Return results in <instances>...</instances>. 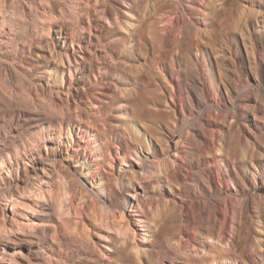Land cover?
<instances>
[{
    "label": "rangeland",
    "instance_id": "374dc122",
    "mask_svg": "<svg viewBox=\"0 0 264 264\" xmlns=\"http://www.w3.org/2000/svg\"><path fill=\"white\" fill-rule=\"evenodd\" d=\"M82 1H0V163L52 173L18 264H264V0ZM18 163L2 198L37 179Z\"/></svg>",
    "mask_w": 264,
    "mask_h": 264
},
{
    "label": "bare ground",
    "instance_id": "6f19581e",
    "mask_svg": "<svg viewBox=\"0 0 264 264\" xmlns=\"http://www.w3.org/2000/svg\"><path fill=\"white\" fill-rule=\"evenodd\" d=\"M1 1V0H0ZM5 1V0H4ZM13 1H16V0H12V2ZM43 1V0H42ZM10 2V1H9ZM38 2V1H37ZM78 2V1H77ZM84 3L85 1H82L81 0V3ZM1 3V2H0ZM18 3H19V1H18ZM29 3V2H28ZM74 3H75V0H74ZM79 3H80V1H79ZM87 3V2H86ZM4 4H6V3H4ZM3 4V5H4ZM9 4H11V3H9ZM9 4H7V5H9ZM24 4H25V2H24ZM27 4V3H26ZM25 4V5H26ZM39 4V3H38ZM89 4V3H88ZM2 5V4H1ZM41 5H43V4H41ZM48 5V4H47ZM95 5V4H94ZM94 5L93 4H89V8H94ZM5 6V5H4ZM12 6V5H11ZM27 6V5H26ZM9 7V6H8ZM13 7V6H12ZM20 7V6H19ZM28 7V6H27ZM35 9H37V6L36 5H34L33 6ZM42 7V6H41ZM43 7H45L44 5H43ZM42 7V8H43ZM49 7H50V5H49ZM87 7V8H88ZM96 7V6H95ZM0 11H3V9H2V7L0 6ZM41 8V9H42ZM14 9V8H13ZM51 9V8H50ZM62 9V8H61ZM54 10V9H53ZM50 11H52V9L50 10ZM96 11H97V9H96ZM14 12H15V10H14ZM13 12V13H14ZM21 12V11H20ZM44 12V11H43ZM53 12V11H52ZM27 13V12H26ZM42 13V12H41ZM46 13V12H45ZM4 15L5 14H7V11H6V13H3ZM23 14H24V12H23ZM31 14V13H30ZM42 14H44V13H42ZM2 15V14H1ZM49 15H50V13H49ZM48 15V16H49ZM62 15V14H61ZM44 16L46 17V15L44 14ZM63 16V15H62ZM61 16V17H62ZM34 17H35V15H34ZM50 17V16H49ZM48 17V18H49ZM54 17V16H53ZM51 18V17H50ZM12 19H14V18H12ZM44 19V18H43ZM53 19H56V17L55 18H53ZM52 19V20H53ZM27 20V19H26ZM50 20V19H49ZM59 20V19H58ZM58 20H57V22H58ZM9 21V20H8ZM8 21H6V22H8ZM35 21H36V19H35ZM61 21V20H60ZM1 22H2V19H1ZM45 22V21H44ZM54 22H55V20H54ZM56 22V23H57ZM4 23V22H3ZM2 24V23H1ZM19 24V23H18ZM21 24V23H20ZM38 24V23H37ZM36 24V25H37ZM70 24V23H69ZM68 24V25H69ZM13 25V24H12ZM71 25V24H70ZM73 25V24H72ZM86 25V24H85ZM8 26V25H7ZM3 27V26H2ZM13 27H15V25L13 26ZM40 27V26H39ZM38 27V28H39ZM77 27H79V26H77ZM86 27V26H85ZM85 27H83V28H85ZM87 27H89V26H87ZM86 27V28H87ZM6 28V27H5ZM75 28V27H74ZM81 28H82V26H81ZM81 28H79V29H81ZM13 29V28H12ZM36 29H37V27H36ZM71 29V28H70ZM73 29V28H72ZM2 30H3V28H2ZM14 30V29H13ZM52 30V25L50 24V23H43L42 25H41V32L42 33H47V34H50V31ZM57 30V29H56ZM59 30V29H58ZM75 30V29H74ZM53 31V30H52ZM77 31V30H76ZM6 32V31H5ZM13 32V31H12ZM56 32H58V31H56ZM74 32V31H73ZM82 32H83V30H82ZM91 32V31H90ZM70 33H72V32H70ZM76 33V32H75ZM28 34V33H27ZM27 34H26V36H27ZM88 34H90V33H88ZM72 35H74V34H72ZM76 35V34H75ZM57 36V35H56ZM77 36V35H76ZM21 37V36H20ZM48 37V36H47ZM73 38L75 37V36H72ZM42 38V37H41ZM70 38V37H69ZM83 38V37H82ZM7 39V38H6ZM26 39V38H25ZM59 40V39H58ZM67 40V39H66ZM72 40V39H71ZM42 41V40H41ZM77 42V41H76ZM1 43V42H0ZM3 44V43H2ZM8 44V43H7ZM17 44V43H16ZM53 44V43H52ZM8 45H10V44H8ZM43 45V44H42ZM54 45V44H53ZM39 46V45H38ZM30 45H29V50H30ZM35 47V46H34ZM45 47V46H44ZM14 48V47H13ZM12 48V49H13ZM43 48V47H42ZM52 48H55V46L53 47L52 46ZM245 48V47H244ZM11 49V50H12ZM18 49V48H17ZM16 49V50H17ZM15 50V49H14ZM48 50H49V48H48ZM30 52V51H29ZM28 52V53H29ZM37 52V51H36ZM8 53V52H7ZM21 53V52H20ZM23 53V52H22ZM52 53V52H51ZM12 54H13V51H12ZM15 54H16V56H17V53L15 52ZM33 54V53H32ZM43 54V53H42ZM57 54V53H56ZM14 55V54H13ZM28 55H30V54H28ZM41 55V54H40ZM39 55V56H40ZM50 55V54H49ZM55 55V54H54ZM51 56H52V54H51ZM24 57V56H23ZM52 57H54V56H52ZM41 58V57H40ZM46 59V58H45ZM59 60V59H58ZM61 60H62V58H61ZM60 60V61H61ZM54 61V60H53ZM38 62V61H37ZM62 62V61H61ZM85 63V62H84ZM38 64V63H37ZM59 64V63H58ZM87 64V63H86ZM41 66V65H40ZM51 66H53V65H51ZM56 66V65H55ZM58 66V65H57ZM83 66V65H82ZM85 68V67H84ZM92 68V67H91ZM30 69V68H29ZM25 70V69H24ZM53 70V69H52ZM2 71H4V69H2ZM12 71V70H11ZM8 72V71H7ZM9 73V72H8ZM36 73H38V72H36ZM51 73V72H50ZM54 73V72H53ZM58 74V73H57ZM81 74H82V72H81ZM38 76V75H37ZM15 85V84H14ZM5 88H8V87H5ZM30 88H31V86H30ZM36 89V92L38 91L37 90V88H35ZM28 90V89H27ZM2 91V90H1ZM7 91H8V89H7ZM34 91V90H33ZM36 92H35V94H36ZM38 93V92H37ZM40 93V92H39ZM261 94H262V92H260ZM14 94V93H13ZM27 94H29V93H27ZM41 94V93H40ZM74 94V93H73ZM5 95V94H4ZM264 95V94H263ZM3 96V95H2ZM1 96V102H4V101H6V102H9V103H11L12 101H11V99H9L8 97H6V96H3L2 97ZM36 96V95H35ZM39 96H41V95H39ZM17 97V96H16ZM32 97V96H31ZM38 97V96H37ZM5 99V100H3L2 101V99ZM55 98H57V97H55ZM24 99V98H23ZM33 99H34V97H33ZM39 99V98H38ZM41 99V98H40ZM24 100H26V99H24ZM61 100H63V99H61ZM75 100V99H74ZM38 101H40V100H38ZM51 101V100H50ZM25 103H26V101H24ZM30 102V101H29ZM28 102V103H29ZM42 101H40V103H41ZM9 103H8V105H9ZM19 103V102H18ZM31 103V102H30ZM33 103V102H32ZM32 103H31V106H32ZM51 102H49V104H50ZM64 103V102H63ZM66 107H64V109L67 111V113H68V117L70 118L71 116H74L75 115V117H76V120H75V123H77V125L78 126H80V125H83V127H85L87 130H89V131H91V132H98L99 130H100V128H99V126H98V124H97V122H96V119L95 118H93V117H91V116H89V115H86V116H84V114L82 113V112H76V110H78V109H76V110H74L73 108H72V105H73V103L72 102H70V101H68V100H66ZM75 103V102H74ZM14 104V103H13ZM24 104V103H23ZM37 104H39V103H37ZM43 104V103H42ZM42 104H40V105H42ZM17 105V104H16ZM44 105V104H43ZM61 105V104H60ZM63 105V104H62ZM35 105H33L32 107H31V109H33V108H35L34 107ZM50 106V105H49ZM54 106V105H53ZM210 106V105H209ZM25 107V106H24ZM23 107V108H24ZM28 107H29V105H28ZM51 107V106H50ZM55 107V106H54ZM54 107H52V108H54ZM76 107V106H75ZM81 107V106H80ZM18 108V107H17ZM19 108H21V107H19ZM30 108V107H29ZM37 108V107H36ZM77 108V107H76ZM50 109V108H49ZM48 109V110H49ZM217 109V108H216ZM7 110V109H6ZM15 110V109H14ZM26 111L28 110V109H25ZM34 110V109H33ZM32 110V111H33ZM36 110V109H35ZM38 110V109H37ZM36 110V111H37ZM54 111H55V109H53ZM100 111L102 110V107L99 109ZM218 110V109H217ZM40 111V110H39ZM63 111V110H62ZM29 112V111H28ZM15 113V112H14ZM43 113V112H42ZM42 113H40V114H42ZM66 113V112H65ZM19 114V113H18ZM36 114V113H35ZM59 114V113H58ZM58 116V115H57ZM66 116V115H65ZM19 117V116H18ZM59 117V116H58ZM62 117V116H61ZM67 118V117H66ZM74 118V117H73ZM24 119V118H23ZM41 119V118H40ZM57 119V118H56ZM75 119V118H74ZM32 120H34V119H32ZM25 121H27V120H25ZM66 121V120H65ZM22 122V121H21ZM70 122V121H69ZM54 123V122H53ZM74 123V124H75ZM70 125V124H69ZM72 126V124L70 125V127ZM100 126H102V125H100ZM70 127H68L67 129H65V132L66 133H68L67 132V130L69 131V128ZM60 128H62V126L60 127ZM82 128V127H81ZM106 128V127H105ZM104 128V125H103V127L101 128V131L106 135L108 132H109V130L108 129H105ZM14 129V128H13ZM79 129V128H78ZM16 130V129H15ZM61 130V129H60ZM62 130L61 131H59L58 132V134H57V140H58V142L60 143V144H63V142L60 140L61 139V137H62ZM45 137H43L41 140H45V139H47V140H49V139H52V136H50V135H44ZM69 136V135H68ZM30 137V136H29ZM69 138H71V136L69 137ZM30 139V138H29ZM66 139V138H65ZM31 142V141H30ZM70 142V141H69ZM29 143V142H28ZM3 146V145H2ZM58 146V145H57ZM73 146V145H72ZM24 147H25V145H24ZM37 147L39 148L40 147V142H38V145H37ZM4 148V147H3ZM17 148V147H16ZM42 148V147H41ZM62 150V149H61ZM36 149L34 148V147H28V153L24 156L25 157V160H27V162H25L24 161V159L23 158H20L19 156H14V162L15 163H17V164H19L18 162H22L23 164H26V165H29L30 163H31V165H33V171L35 172L34 173V175L36 176V180H35V182H33L32 184H29L28 186H27V189L26 190H24L23 192H21V193H18L17 195L16 194H13V193H10L9 195H7V196H4L5 194H3V198H2V191H1V189H0V264H18V260L19 259H21V258H23L24 256H26L25 254H24V250H23V247H24V243L25 244H27L28 243V241L37 233V231H38V227H39V220H38V218H37V216L35 215V212H36V210H37V208H38V205H41L40 203H45V202H47L48 200H49V193H50V189H51V186H50V178H51V174L52 173H46V174H44V173H42V174H44V175H41V176H39L37 173H36V170H35V168H36ZM1 152V151H0ZM21 153V152H20ZM16 154H18V153H16ZM44 155V154H43ZM70 155V154H69ZM18 157L20 158V159H18ZM82 158V157H81ZM12 159L13 158H10V155H8V160H6V161H2L1 163H0V184H2V183H4L6 180H10L13 176H14V168H13V165H14V162L12 161ZM48 159V158H47ZM42 161V160H41ZM47 161V160H46ZM45 161V162H46ZM49 161V160H48ZM50 161H52V160H50ZM54 161H55V159H54ZM141 161H142V159H141ZM28 162H30L29 164H28ZM62 162V161H61ZM48 164V163H47ZM50 164H52V162L50 163ZM49 164V165H50ZM82 164V163H81ZM43 165V164H42ZM57 165V164H56ZM83 165V164H82ZM17 166V165H16ZM51 166H53V164L51 165ZM84 166V165H83ZM44 167V166H43ZM54 167V166H53ZM86 167V166H85ZM89 168V167H88ZM45 169V168H44ZM128 169V168H127ZM42 170V169H41ZM55 170V169H54ZM50 171H52V170H50ZM48 172V171H47ZM58 172V171H57ZM84 172V171H83ZM56 173V172H55ZM86 173V172H85ZM85 173H83V174H85ZM87 174V173H86ZM74 175H75V173H74ZM89 175V174H88ZM35 176H33V178H35ZM58 176V175H57ZM62 176V175H61ZM76 176V175H75ZM83 176V175H82ZM82 176H81V178H82ZM120 176V175H119ZM26 178V177H25ZM76 178V177H75ZM118 178H120V177H118ZM117 178V179H118ZM64 179V178H63ZM80 179V178H79ZM78 179V180H79ZM29 180V179H28ZM60 180V179H59ZM65 180V179H64ZM77 180V181H78ZM120 180V179H119ZM84 181V180H83ZM54 182V181H53ZM80 182H81V180H80ZM117 182V181H116ZM116 182H115V184H116ZM15 183V182H14ZM23 183V182H22ZM30 183V182H29ZM52 183V182H51ZM121 183V182H120ZM5 184V183H4ZM55 184V183H54ZM22 185V184H21ZM68 185V184H67ZM84 185V184H83ZM117 185V184H116ZM119 185V184H118ZM17 186V185H16ZM15 186V187H16ZM63 186V185H62ZM85 187H86V185H84ZM97 186V185H96ZM9 187V186H8ZM11 187V186H10ZM53 187V186H52ZM18 188V187H17ZM54 188V187H53ZM109 188H111V187H109ZM4 189V188H3ZM10 189V188H9ZM11 189H12V187H11ZM22 189V188H21ZM64 189H65V187H64ZM90 189H92V188H90ZM87 190H89V189H87ZM93 190V189H92ZM62 191H63V188H62ZM83 191V190H82ZM89 191H91V190H89ZM6 192V191H5ZM92 192V191H91ZM56 193V192H55ZM89 193V192H88ZM94 193V192H93ZM134 193V192H133ZM125 194V193H124ZM61 195H62V193H61ZM61 195H59V194H57L56 195V198H55V200H54V206H55V208H57V209H59L58 211L60 212V210L62 209H64L63 208V205H65L64 203H63V201L62 200H64V197L62 198V196ZM65 195V194H64ZM68 195V194H67ZM93 195V194H92ZM97 196V195H96ZM123 196V195H122ZM110 197H113V196H110ZM132 197V196H131ZM62 198V199H61ZM67 198V197H66ZM65 198V199H66ZM99 198V197H98ZM133 198V197H132ZM74 199V198H73ZM76 199V198H75ZM104 199V198H103ZM118 199V198H117ZM84 200V199H83ZM74 201V200H73ZM119 201V200H118ZM117 201V202H118ZM53 202V201H52ZM64 202H65V200H64ZM124 202L125 203H122L121 204V206L119 207V208H121L122 210L123 209H125V208H130V207H132L130 204H129V200H128V197H125L124 198ZM103 203V202H102ZM115 203V202H114ZM52 204V203H51ZM104 205H106L105 203H103ZM48 205V204H47ZM98 206V205H97ZM47 207V206H46ZM117 207V206H116ZM53 208V207H52ZM54 208V209H55ZM105 208V207H104ZM110 208V207H109ZM71 209V208H70ZM106 209H107V207H106ZM105 209V210H106ZM111 209V208H110ZM112 209H113V207H112ZM47 210V209H46ZM65 210V209H64ZM98 210V209H97ZM104 210V209H103ZM67 211V210H66ZM66 211L64 212V214L66 213ZM68 213V212H67ZM66 213V214H67ZM70 214V213H69ZM78 214V213H77ZM56 215H57V213H56ZM71 215V214H70ZM70 215H66V216H70ZM107 216V215H106ZM59 218V217H58ZM66 224V223H65ZM43 228V227H42ZM43 230V229H42ZM39 232V231H38ZM76 233V232H75ZM74 233V234H75ZM39 234V233H38ZM70 236H71V233H70ZM73 236V235H72ZM75 236V235H74ZM150 236V234L148 233V229H146L145 231H144V236H143V242H147L149 239H148V237ZM78 237V236H77ZM82 237V236H81ZM37 238V237H36ZM73 240V239H72ZM78 240V239H77ZM34 243V242H33ZM85 243V242H84ZM88 243V242H87ZM125 243V242H124ZM82 244V243H81ZM204 245L208 248V249H210V251H211V253L213 254V253H217V254H219L220 255V252H229V251H231L232 249L231 248H226L225 246H223L220 242H218V241H216L215 240V238L213 239V238H210V237H208V240H206L205 242H204ZM38 247V246H37ZM84 247V246H83ZM86 247V246H85ZM90 247V246H89ZM120 248V247H119ZM121 248H123L122 246H121ZM34 249V248H33ZM83 249V248H82ZM122 251L124 250V249H121ZM203 250H205V249H203ZM45 251V250H44ZM180 252H181V250H180ZM31 253V252H30ZM29 253V254H30ZM35 253V252H34ZM45 253V252H44ZM125 253V252H124ZM127 253V252H126ZM41 254V253H40ZM39 254V255H40ZM204 254V253H203ZM31 255V254H30ZM39 255H38V257H39ZM36 256V255H35ZM50 256V255H49ZM35 258V257H34ZM215 258V256L214 255H211L210 256V259H214ZM46 260H48V257L46 256ZM50 260H51V258H50ZM49 260V261H50ZM138 261V260H137ZM47 262L48 261H46V264H47Z\"/></svg>",
    "mask_w": 264,
    "mask_h": 264
}]
</instances>
